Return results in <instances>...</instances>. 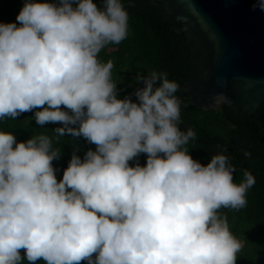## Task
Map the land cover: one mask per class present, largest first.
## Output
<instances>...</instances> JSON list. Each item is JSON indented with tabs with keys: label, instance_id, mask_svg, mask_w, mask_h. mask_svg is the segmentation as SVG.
<instances>
[{
	"label": "clouds",
	"instance_id": "obj_1",
	"mask_svg": "<svg viewBox=\"0 0 264 264\" xmlns=\"http://www.w3.org/2000/svg\"><path fill=\"white\" fill-rule=\"evenodd\" d=\"M16 20L0 23V119L42 108L37 124L61 123L58 136L96 150L74 154L58 182L49 137L0 131V264H236L243 245L219 210L245 208L255 177L234 183L227 147L207 166L191 157L196 133L179 127L180 86L166 72L137 78L139 103L117 98L99 54L128 36L122 0H25ZM140 153L146 166L130 167Z\"/></svg>",
	"mask_w": 264,
	"mask_h": 264
},
{
	"label": "trees",
	"instance_id": "obj_2",
	"mask_svg": "<svg viewBox=\"0 0 264 264\" xmlns=\"http://www.w3.org/2000/svg\"><path fill=\"white\" fill-rule=\"evenodd\" d=\"M150 0H122L129 14V31L127 38L119 45H109L99 54L102 62L111 60L114 64L112 79L117 85V98L129 97L139 103L135 92L144 87L138 77L150 72H166L169 80L179 84L175 95L181 101V131L192 128L196 138L185 146L189 154L203 166H207L213 155L220 148L227 147V155L235 166L234 183L244 180L243 171L248 170L255 177V184L248 190L247 206L239 210L220 209L219 214L226 216L229 229L242 243L237 254L236 264H264V142L260 123L249 118L245 113L232 114L222 105L217 110L198 107L192 96L183 97L184 85L192 78L193 69L187 57V46L181 30L173 18L166 15L158 6H148ZM25 0H0V23H17L16 17ZM54 2L58 0H39ZM103 0H93L102 8ZM62 110H70L61 106ZM42 108L20 113L15 119H0V131L16 137L17 143L27 142L33 137L44 135L52 140V146L59 151V158L53 160L56 179L63 178L64 171L75 154L83 161L87 151L96 150V145L83 136L65 133L58 136L55 129L63 127L61 123L37 124L35 112ZM71 114V113H70ZM71 127L78 128V125ZM15 148V145H13ZM248 151L251 157L243 153ZM162 155V154H161ZM147 154L140 153L129 161L130 167L139 164L146 166ZM70 191V189H69ZM25 256V250H20ZM22 264H29L26 259ZM35 264H44L37 260ZM81 264H87L82 261Z\"/></svg>",
	"mask_w": 264,
	"mask_h": 264
},
{
	"label": "water",
	"instance_id": "obj_3",
	"mask_svg": "<svg viewBox=\"0 0 264 264\" xmlns=\"http://www.w3.org/2000/svg\"><path fill=\"white\" fill-rule=\"evenodd\" d=\"M257 0H150L173 18L193 69L183 97L209 110L226 106L260 123L264 142V11ZM222 98L221 102L217 100Z\"/></svg>",
	"mask_w": 264,
	"mask_h": 264
}]
</instances>
